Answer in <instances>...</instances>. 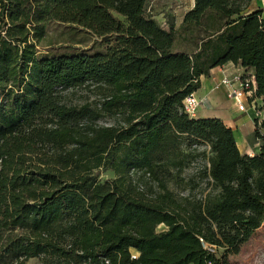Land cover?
Segmentation results:
<instances>
[{
  "label": "trees",
  "instance_id": "trees-1",
  "mask_svg": "<svg viewBox=\"0 0 264 264\" xmlns=\"http://www.w3.org/2000/svg\"><path fill=\"white\" fill-rule=\"evenodd\" d=\"M250 1L194 0L166 30L149 0H0V264H222L218 248L241 250L264 222V115L247 155L183 101L232 61L253 70L264 111V19ZM50 22L114 42L39 55ZM77 89L94 99L67 104ZM200 145L207 190L177 199L167 183Z\"/></svg>",
  "mask_w": 264,
  "mask_h": 264
},
{
  "label": "rangeland",
  "instance_id": "rangeland-1",
  "mask_svg": "<svg viewBox=\"0 0 264 264\" xmlns=\"http://www.w3.org/2000/svg\"><path fill=\"white\" fill-rule=\"evenodd\" d=\"M152 8L154 12H164L167 14L170 23L178 26V16L180 17L182 13L186 10L184 9L186 5L182 7L180 13L172 15L168 11V6L166 1H154L152 2ZM177 14V13H176ZM114 42L113 36L111 37H97L92 32L84 29L83 27L60 23V22H50L47 26V34L41 45L39 46V55H53V54H71V53H95L100 51H105L111 43ZM64 101L67 104L79 105L87 100H93L94 96L88 93L87 90L77 89L68 90L64 92ZM109 120L102 119L99 123L105 124ZM197 148V147H196ZM204 150H208L205 145H200L197 150L192 151L187 160L185 167L179 171L174 170V177H172L167 185L168 188L174 193L177 199L183 200V198H195L200 197L207 190L205 186V181L199 174L202 166L207 161V153ZM99 179L101 181L111 179L113 173L110 170H99ZM166 229L164 224L157 226V230L161 231ZM259 245L253 249L241 254L231 253L223 248H218L216 255L221 258L222 264H242L244 257L248 254H252V260L254 264H258L260 261L259 253L264 251V232L259 233ZM252 250L254 252H252ZM245 255V256H244ZM26 264H43L38 260V258H30Z\"/></svg>",
  "mask_w": 264,
  "mask_h": 264
},
{
  "label": "crops",
  "instance_id": "crops-1",
  "mask_svg": "<svg viewBox=\"0 0 264 264\" xmlns=\"http://www.w3.org/2000/svg\"><path fill=\"white\" fill-rule=\"evenodd\" d=\"M160 1H166L169 13L176 16L180 13L182 7L186 5L184 6L185 8L183 7L186 10L180 17L178 16V25L181 23L185 12L194 6V0H185L182 7L176 9L175 12L171 9V4L169 3L170 0ZM246 11H261V16L264 19V0H251ZM156 13L163 12L160 11ZM244 70L253 72L252 69H247L240 63L229 61L223 65L214 67L208 75L202 76L201 86L195 92V95L201 100L195 117L221 119L233 130L240 151L243 154L255 155L260 150L262 140L255 135L256 122L254 110L249 108L247 111H240L234 102L228 99V86L223 83L224 77L231 76L236 72ZM258 103L260 104V107H262L263 100H259ZM260 232H264V222L254 232L252 237L242 245L240 250L241 254H245V252L257 247L256 245H259L258 243L261 240L259 238ZM253 250L252 252H254ZM242 264H254L252 254H248V256L244 257Z\"/></svg>",
  "mask_w": 264,
  "mask_h": 264
},
{
  "label": "built area",
  "instance_id": "built-area-1",
  "mask_svg": "<svg viewBox=\"0 0 264 264\" xmlns=\"http://www.w3.org/2000/svg\"><path fill=\"white\" fill-rule=\"evenodd\" d=\"M158 0H149V3L146 8V14L151 15L159 25L166 30H169L171 23L168 20L166 13H156L152 8V2ZM185 0H170L171 9L176 12V9L181 8ZM223 83L228 86L227 97L234 102L236 107L240 111H247L249 108H252L255 113V122L260 123L263 118L264 111L260 104L259 100H262L260 96L257 95V81L253 72L250 71H240L236 72L231 76H226L223 78ZM201 103V100L192 93L188 95L184 101V110L187 114L192 117H195L197 114L198 107ZM133 257L138 255L136 250H132ZM260 261L258 264H264V251L259 253Z\"/></svg>",
  "mask_w": 264,
  "mask_h": 264
}]
</instances>
